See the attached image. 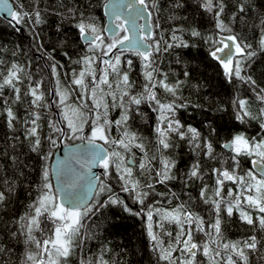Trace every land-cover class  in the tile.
Returning <instances> with one entry per match:
<instances>
[{"label": "trees", "instance_id": "1", "mask_svg": "<svg viewBox=\"0 0 264 264\" xmlns=\"http://www.w3.org/2000/svg\"><path fill=\"white\" fill-rule=\"evenodd\" d=\"M107 0H12L14 12H27L30 15L23 21L13 25L11 22L0 18V73L7 74L12 64H18L24 70L23 81L18 86L21 88L22 100L15 102V93L12 88L5 86L0 89V191L5 193L6 200L0 203V247L6 249L0 252V264H23L26 246L23 237H12L13 232L19 231V218L27 212L29 204L38 195V186L41 184V169L44 161L41 156L51 153L48 165L56 148L62 144L78 141L68 136L57 138L55 147L44 141L39 152H32L29 141L24 139L23 120L31 100L30 96H24L30 82L41 81V90L45 93V107L40 109L42 136L49 134L48 122H58L67 132L66 123L63 121L62 108L58 104L56 95L57 77L52 73V65H57L60 88H67L73 70L79 72L84 65L75 63L86 52V45L81 43L78 29V17L83 13L86 19L94 20L98 27L104 28L105 18L103 5ZM154 3L155 9L151 11V23L154 38L161 40V49L164 41L172 43V30L182 28L177 32L189 46L174 47L155 54L158 72L154 75L157 79H164L169 85L179 88L176 95L166 92L162 87L155 89L162 103H174V119L183 125L184 130L195 128L199 133L197 140H192L189 134L184 139L171 134L172 147L158 150V140L155 133L157 117L159 113L154 111L155 105L145 100L139 106H133L136 111L130 113L128 128L137 134L145 144V151L149 156H155L153 167H161L160 160L167 158L175 162L172 169L177 179L164 184L154 183V191L145 200L146 205L172 211L183 205L187 210L198 213L206 222L214 219V211L210 204H205L200 197V189L207 185V197L216 199L214 190L216 176L212 172L215 168H231L234 166L232 151L226 150L223 145L237 134L244 135L249 140L257 142L264 140V118L260 117V109L264 108L256 98L257 91L264 88V47L261 39L264 38V0H223L224 12L221 18L226 24H230L236 33L246 44L252 46L256 55L246 62L245 72L256 81V86L244 83L238 79L228 82L223 70L218 63L207 55L208 44L205 39L214 34L215 23L213 13L205 11L200 4L202 0H147ZM244 5V11H239V6ZM179 5V6H178ZM68 9H73L76 16L69 15ZM40 12L41 23H35V11ZM235 14V15H234ZM159 27H156V25ZM196 28L202 33L201 37H192L191 28ZM162 37V39H161ZM107 40V37H106ZM151 43V41H149ZM67 54V55H65ZM132 60V68L129 71L130 80L134 82L133 94L143 91L146 83L141 60L134 52H124L121 56L120 68L127 71L126 60ZM99 65V61L94 67ZM187 72V75H185ZM115 88L116 77L110 76ZM105 92L106 86H101ZM77 88L71 95L69 103L76 105L80 101ZM236 98H244L249 102L250 111L255 118H245L244 121L236 119L237 108L232 101ZM105 99L112 103L111 97ZM7 101V104L5 103ZM91 101H89L90 103ZM11 107L17 117L14 127L9 128L6 108ZM120 108H109L110 120H117L121 115ZM86 134L89 128L86 126ZM122 131L115 124L112 125L111 136L118 138ZM212 143L214 158L204 154V142ZM196 144L200 147L197 148ZM112 150V149H110ZM122 155L134 157L139 161L143 154L140 149L132 147L131 154L125 153L120 148ZM255 157L240 155L237 157L239 167L236 169L239 175H243L250 167V162ZM200 162L203 168V180L187 181V173L191 165ZM99 177L113 188L119 196L121 182L118 181L115 171L110 176H104V170L99 167ZM134 177L144 182L140 176L138 167L134 169ZM11 189V190H10ZM228 189L235 193L237 185L225 182L222 195L227 196ZM91 201L94 205L93 212L83 218L80 236L67 264H166L159 261L157 252L153 251L146 234V216L144 213L135 215L142 207L134 199V194L122 192L125 198H121L132 209L125 211L121 204L104 205L108 199V193H99ZM104 205V206H101ZM254 220L259 215L255 210L248 209ZM221 230L226 241H242L255 235L257 247L254 251H248L247 264H264V229L258 222L255 227L246 224L240 219L239 212H233L228 217L221 212ZM159 217L154 214V220ZM42 226L51 229V221L43 220ZM166 229L176 232V225L166 224ZM40 235L38 232L36 233ZM167 241V237H162ZM195 239L202 243L208 238L204 233L197 232ZM222 255L227 253L221 249ZM179 253H174L178 256ZM238 264H245L238 257H233ZM219 261V258H217ZM196 264H209V258L202 251L197 252Z\"/></svg>", "mask_w": 264, "mask_h": 264}, {"label": "snow or ice", "instance_id": "2", "mask_svg": "<svg viewBox=\"0 0 264 264\" xmlns=\"http://www.w3.org/2000/svg\"><path fill=\"white\" fill-rule=\"evenodd\" d=\"M4 4L6 6V0ZM150 7L155 9L156 5L149 4L147 0H108L105 8L109 23L105 29L98 27L94 20L86 19L83 13L79 14L76 28L80 39L86 45V52L75 63L83 64L84 69L79 72L73 70L68 87L62 89L59 85L57 65H52V73L57 77L58 104L62 108L67 132L59 126L58 122L50 120L49 134L42 136L40 109L46 105L41 81L30 82L24 93V96H30L31 100L23 120V135L24 139L29 141L32 152H39L44 141L55 147L58 137L69 134L71 139H79L86 143L75 147L70 146L69 155L64 160H56L51 166V171L47 163L51 153H44L41 156L44 164L41 169L42 181L38 186V195L29 204V210L17 221L18 233L11 234L13 238L17 235L24 238L26 250L23 264H67L76 240L80 236L83 218L93 212L94 205L91 199H95L97 189L99 193L109 194L104 205L121 204L125 211L132 212V209L119 198L111 186L99 176L90 175L93 166L98 165L103 169L105 177L110 176L114 170L118 181L121 182L120 191L134 194L136 203L142 206H145V200L154 191L153 181L164 184L177 179L172 174L175 162L162 158L161 167L159 169L153 167L152 161L156 157L149 156L145 151V144L137 142L142 138L129 130L130 113L137 110L133 106H139L145 100L155 105L153 110L159 113L155 127L158 150L172 147L171 134L181 139L189 134L192 140H197L199 137L195 128L189 127L184 130L183 125L174 119V103H162L155 91L159 86L175 96L179 88V82L173 86L166 83V77L156 78L154 74L158 72V68L155 66V54L162 50L167 52L170 48L189 45L177 35V32L184 29L174 28L172 43L164 41V47L161 49V40L154 38L153 27L149 23L153 14L149 11ZM200 7L213 13L215 23L214 34L208 35L205 39V43L208 44L207 55L218 63L228 82L238 79L256 86V81L245 72L246 62L250 61L256 53L252 50V46L244 43L233 32L230 24H226L221 18L224 12L223 0H202ZM239 11H244L243 4L239 6ZM68 13L73 17L76 16L73 9H68ZM11 15L13 20L19 23L30 14L12 12ZM34 15L35 23H41L40 12L37 10ZM138 19H143L145 22L139 24ZM261 23L264 24V21ZM156 27L159 25L157 24ZM106 33L109 34L107 40ZM190 35L201 37L202 33L193 27ZM260 43L264 47V38ZM125 51L134 52L141 60L146 83L143 85V91L137 94H133L134 82L129 77L132 60L125 61L127 71H122L120 68L121 56ZM104 57L109 58L104 59ZM97 61L102 66L94 67ZM23 72V68L14 63L8 68L6 75L0 73V89L5 86L12 88L15 93L13 103L22 100L21 88L18 85L23 81ZM110 76L116 77L115 88L113 82L109 80ZM102 85L106 86L107 92L101 87ZM77 88L80 90L77 97L80 103L73 105L69 103V99ZM252 90L256 93V98L264 103V88L257 91L256 87H253ZM106 96L111 97V104L105 99ZM5 103L7 104V101ZM232 103L237 108V120L255 118L252 116L247 99L236 98ZM110 107L122 110L119 119L115 121L109 119ZM6 113L8 126L12 128L17 117L11 107L6 108ZM260 117L264 118V108L260 109ZM113 124L122 131V135L118 138L111 136ZM86 126L89 128L87 134ZM117 147L129 154L132 147L138 148L143 156L137 161L134 154L122 155L121 151L115 150ZM196 147L199 148L200 145L196 144ZM203 147L204 154L214 158L212 143L205 141ZM223 147L235 154L232 156L234 166L231 170L229 168L212 169L216 176L214 190L216 199L207 197V185H203L200 189L201 199L205 204H210L215 213L214 219L207 222L208 230H206L204 218L198 213L187 210L183 205L172 211L146 205L147 211L142 207L139 212L134 213L138 216L144 213L146 216V234L153 251L157 252L159 261H165L166 264H196L197 252L202 251L203 255L209 258V264H238L234 256L247 264L246 253L256 249L255 235L242 241H226L223 238L221 212L231 217L235 210L239 212L240 219L246 224L255 227L258 222L259 227L264 229V140L257 142L237 134ZM74 153L78 155H73ZM240 155L255 157L252 160L253 168L243 175H239L236 171L239 167L237 157ZM137 167L140 176L145 178L143 183L134 177V169ZM203 172L200 162H195L191 165L186 179L187 181L203 180ZM52 177H55V185L52 183ZM225 181L236 184L237 191L234 193L232 189H228L227 196L222 195ZM5 200V193L0 191V203ZM245 206L259 213L255 220L251 212L245 210ZM154 214L159 217L158 220H154ZM43 220L51 221L53 227L51 229L43 227ZM166 224L176 225L175 234L166 229ZM197 232L204 233L208 239L198 243L195 239ZM162 237H167V241ZM221 249L227 253L226 257L222 255ZM4 251L6 249L0 247V252ZM174 253L179 255L174 256ZM81 264L84 262L82 261Z\"/></svg>", "mask_w": 264, "mask_h": 264}, {"label": "water", "instance_id": "3", "mask_svg": "<svg viewBox=\"0 0 264 264\" xmlns=\"http://www.w3.org/2000/svg\"><path fill=\"white\" fill-rule=\"evenodd\" d=\"M107 2H108V0L103 5V15H104V18H105V24H104V28L103 29H105L108 26V23H109L108 16H107V11H106V8H105V4ZM14 9L15 8H14V4H13L12 0H6V6L4 4V0H0V18L5 20V21L11 22L13 25L17 26L15 20H13L12 15H11V13L14 12ZM144 22L145 21L143 19H138L137 20V23H139V24H143ZM149 23L152 26L151 20L149 21ZM105 35L107 37L109 34L106 33ZM80 41H81V43L85 44L82 39H80ZM125 52H131V51H125ZM108 58L109 57H104V59H108ZM82 143H86V141L82 142V141L78 140L76 142L69 143V144H62L61 143L56 148V150L53 153V156H52V159H51V163H50V171H51V166L55 163L56 160H64L69 155L68 154V148L70 146L71 147H75L76 145H80ZM226 150H229V149H226ZM73 155H78V154L74 153ZM252 160L250 162V167L251 168H253ZM92 174H94L96 176H99V166L98 165L92 167L90 175H92ZM225 182H232V181H225ZM52 183H53V185H55V183H56L55 177H52ZM85 190L87 191V187L85 188ZM119 196L121 198H125L124 194L122 192L119 193ZM89 199H91V194H89ZM92 200L93 199H91V201Z\"/></svg>", "mask_w": 264, "mask_h": 264}, {"label": "flooded vegetation", "instance_id": "4", "mask_svg": "<svg viewBox=\"0 0 264 264\" xmlns=\"http://www.w3.org/2000/svg\"><path fill=\"white\" fill-rule=\"evenodd\" d=\"M99 65H100V62H99Z\"/></svg>", "mask_w": 264, "mask_h": 264}]
</instances>
